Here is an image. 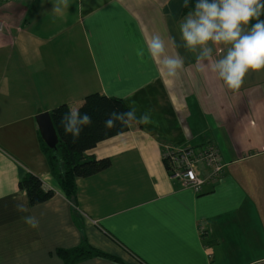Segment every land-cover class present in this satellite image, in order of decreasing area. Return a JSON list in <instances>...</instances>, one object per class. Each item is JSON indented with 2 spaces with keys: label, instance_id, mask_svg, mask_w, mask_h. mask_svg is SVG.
Instances as JSON below:
<instances>
[{
  "label": "crops",
  "instance_id": "obj_1",
  "mask_svg": "<svg viewBox=\"0 0 264 264\" xmlns=\"http://www.w3.org/2000/svg\"><path fill=\"white\" fill-rule=\"evenodd\" d=\"M183 9V0H0V264H66L58 250L84 240L108 257L75 264H264V71L228 89L210 70L226 46L211 42L199 71L203 49L179 32ZM153 35L183 60L175 77L148 55ZM92 94L123 100L135 120L85 153L111 167L78 179L70 202L38 117L78 110ZM170 145L216 146L223 174L211 180L200 164L202 192L185 188L165 162ZM28 175L54 196L31 206L20 189Z\"/></svg>",
  "mask_w": 264,
  "mask_h": 264
},
{
  "label": "clouds",
  "instance_id": "obj_2",
  "mask_svg": "<svg viewBox=\"0 0 264 264\" xmlns=\"http://www.w3.org/2000/svg\"><path fill=\"white\" fill-rule=\"evenodd\" d=\"M63 3L64 0H61ZM188 0H183L187 7ZM60 11L58 7L56 9ZM264 0H195L192 9L179 23V32L185 46L194 49L200 46L203 50L196 57L199 71H203L201 64L204 60L211 61L213 45L226 46V53L214 63L210 70L230 90L241 87L246 75L251 72L264 71ZM250 27H242L249 26ZM148 55L154 62L162 64L169 78L175 77L177 71L184 67L179 57L165 54V44L161 36L153 35L145 41ZM125 116L132 118L134 112L120 114L119 119ZM150 118L144 115L139 123L147 124ZM65 133H71L74 138L79 136L82 126L90 123V117L73 109L61 118ZM112 120L106 121L111 126ZM18 211H25L23 205ZM24 222L32 229L39 227V221L31 215L22 217Z\"/></svg>",
  "mask_w": 264,
  "mask_h": 264
},
{
  "label": "trees",
  "instance_id": "obj_3",
  "mask_svg": "<svg viewBox=\"0 0 264 264\" xmlns=\"http://www.w3.org/2000/svg\"><path fill=\"white\" fill-rule=\"evenodd\" d=\"M194 3L195 0H188L183 13L187 14ZM260 19L264 20V14ZM70 111L67 105H62L51 112L59 142L55 149L44 145L43 151L47 156L50 170L59 177L63 193L70 202H75L78 179L89 178L111 167L109 159H87L85 153L96 147L98 143L127 132L135 119L127 116L123 119L118 118L120 114L130 111L123 100L92 94L85 98L84 103L78 109L81 114L86 113L90 117V123L82 126L79 136L74 138L71 133L64 132L63 125L60 123L61 118ZM109 120L113 121L111 126L106 125V121ZM20 189L27 193L31 206L42 204L54 196L51 191L45 192L42 181L33 175H28L20 182ZM57 254L66 264H75L92 257H108L106 253L92 248L85 240L79 247L61 249Z\"/></svg>",
  "mask_w": 264,
  "mask_h": 264
},
{
  "label": "built area",
  "instance_id": "obj_4",
  "mask_svg": "<svg viewBox=\"0 0 264 264\" xmlns=\"http://www.w3.org/2000/svg\"><path fill=\"white\" fill-rule=\"evenodd\" d=\"M5 24L0 20V33L5 29ZM164 159L172 178L182 182L185 188H191L197 193L202 192L206 180L198 173L200 164L210 169V179L219 178L225 165L221 162L219 150L214 145H205L200 148L166 146Z\"/></svg>",
  "mask_w": 264,
  "mask_h": 264
},
{
  "label": "water",
  "instance_id": "obj_5",
  "mask_svg": "<svg viewBox=\"0 0 264 264\" xmlns=\"http://www.w3.org/2000/svg\"><path fill=\"white\" fill-rule=\"evenodd\" d=\"M40 130L43 139L50 149H55L59 142L56 129L49 113H44L38 117Z\"/></svg>",
  "mask_w": 264,
  "mask_h": 264
},
{
  "label": "bare ground",
  "instance_id": "obj_6",
  "mask_svg": "<svg viewBox=\"0 0 264 264\" xmlns=\"http://www.w3.org/2000/svg\"><path fill=\"white\" fill-rule=\"evenodd\" d=\"M186 8V7H185ZM188 143V142H187Z\"/></svg>",
  "mask_w": 264,
  "mask_h": 264
}]
</instances>
